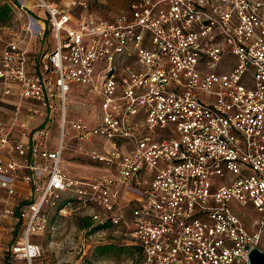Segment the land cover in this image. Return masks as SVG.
Listing matches in <instances>:
<instances>
[{
    "label": "built area",
    "instance_id": "1",
    "mask_svg": "<svg viewBox=\"0 0 264 264\" xmlns=\"http://www.w3.org/2000/svg\"><path fill=\"white\" fill-rule=\"evenodd\" d=\"M0 1L17 21L0 46V189H31L0 207L23 226L12 256L40 255L29 238L57 200L86 230L126 224L135 264H249L264 234V0H116L110 19L93 0ZM37 40L53 49L33 61ZM66 154L105 171L73 177Z\"/></svg>",
    "mask_w": 264,
    "mask_h": 264
},
{
    "label": "rangeland",
    "instance_id": "2",
    "mask_svg": "<svg viewBox=\"0 0 264 264\" xmlns=\"http://www.w3.org/2000/svg\"><path fill=\"white\" fill-rule=\"evenodd\" d=\"M116 0H93L92 9L98 10V15L110 19L116 12ZM8 10V11H7ZM2 19V16H5ZM15 14L7 4L0 1V46L2 41L10 37V27ZM25 19V17L23 18ZM51 40V31L47 32ZM45 45L44 40H37L31 47V58L36 61L45 51L53 49V44ZM34 57V58H33ZM84 119L92 121L91 116L79 109ZM28 127H33L40 121L39 115L32 118L25 117ZM55 130L51 136V142L57 139ZM55 135V136H54ZM72 155V157H71ZM64 169L73 177L80 175H96L105 168L93 164L82 154H67L64 161ZM21 199V198H20ZM22 200V199H21ZM234 202L231 201V204ZM58 201L53 206H47L46 212L50 217V226L41 235L30 237V241L40 246V255L32 260L25 258L15 259L11 254V245L14 242L12 228L14 223H0V264H135L138 260L139 249L135 241L125 233L126 224L106 228L100 233L98 228L86 230L90 221L75 215L61 216L57 212ZM242 211H246L245 209ZM253 216V215H252ZM250 224V218H247ZM96 230L98 233H96ZM22 240V239H21ZM102 246H111L107 250H99ZM259 248L264 250V234H262Z\"/></svg>",
    "mask_w": 264,
    "mask_h": 264
},
{
    "label": "crops",
    "instance_id": "3",
    "mask_svg": "<svg viewBox=\"0 0 264 264\" xmlns=\"http://www.w3.org/2000/svg\"><path fill=\"white\" fill-rule=\"evenodd\" d=\"M43 46H47V45H43ZM33 61H34V59H33ZM84 97L85 96H82V98H84ZM78 105H79L78 103H74V108H76L77 115L83 117V114L81 115V113L79 112V109H81L83 111V113L88 114L89 117L91 116L92 121H89V122H93V114L96 111V108H94L88 112V111H85V109L78 107ZM8 108H11V106L8 105ZM39 117H40V121H41L43 119V116L40 115ZM40 121H39V123H40ZM39 123H37V124H39ZM66 157H67V154L65 155V159H66ZM71 157H72V155H71ZM65 159H64V161H65ZM15 188H16V194L13 196L7 195L4 190L0 189V207L1 208H4L8 205L9 206L10 205H16V204L22 205V203L24 204L26 201L21 200L19 195L28 196L29 194H31L30 186H29V184H27L25 182L17 181L15 184ZM20 200H21V202H20ZM7 222L14 223V226L12 228V235L14 238V242L12 244H15L17 241L22 239V235H23L22 223L18 220L16 215L11 216V215L4 214L3 211H0V223H7Z\"/></svg>",
    "mask_w": 264,
    "mask_h": 264
},
{
    "label": "water",
    "instance_id": "4",
    "mask_svg": "<svg viewBox=\"0 0 264 264\" xmlns=\"http://www.w3.org/2000/svg\"><path fill=\"white\" fill-rule=\"evenodd\" d=\"M249 264H264V250L257 247L248 252Z\"/></svg>",
    "mask_w": 264,
    "mask_h": 264
},
{
    "label": "trees",
    "instance_id": "5",
    "mask_svg": "<svg viewBox=\"0 0 264 264\" xmlns=\"http://www.w3.org/2000/svg\"><path fill=\"white\" fill-rule=\"evenodd\" d=\"M8 11V10H7ZM4 17H6V15L5 16H2V19H4ZM111 246H102V247H100L99 248V250H107V249H109ZM138 249V248H137ZM6 264H9V263H6Z\"/></svg>",
    "mask_w": 264,
    "mask_h": 264
}]
</instances>
